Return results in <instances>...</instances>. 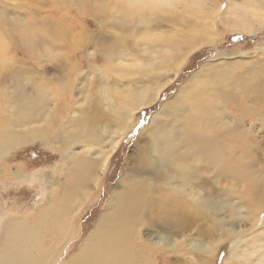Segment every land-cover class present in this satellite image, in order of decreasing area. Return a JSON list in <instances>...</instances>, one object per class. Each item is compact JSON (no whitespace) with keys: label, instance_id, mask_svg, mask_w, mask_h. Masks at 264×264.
<instances>
[{"label":"bare ground","instance_id":"bare-ground-1","mask_svg":"<svg viewBox=\"0 0 264 264\" xmlns=\"http://www.w3.org/2000/svg\"><path fill=\"white\" fill-rule=\"evenodd\" d=\"M223 1L58 2L117 29L74 33L77 25H65L62 15L59 26L49 15H26L20 0H0V185L38 180L46 192L33 217L0 207V264H56L73 247L77 218L98 199L128 128L194 50L221 40L216 24L247 35L264 29V0H225V8ZM233 63L202 64L154 113L98 223L66 264H150L160 250L210 264L228 240V264H264V226L248 241L242 235L264 213V162L252 170L247 155L259 153L246 151L251 134L264 141L255 124L264 125L262 104L248 102L254 93L263 103L264 93L238 76L240 60ZM183 105L190 112L181 119ZM243 110L256 120L246 123ZM33 143L59 154L56 167L36 175L6 164Z\"/></svg>","mask_w":264,"mask_h":264},{"label":"rangeland","instance_id":"rangeland-1","mask_svg":"<svg viewBox=\"0 0 264 264\" xmlns=\"http://www.w3.org/2000/svg\"><path fill=\"white\" fill-rule=\"evenodd\" d=\"M20 1V9H24L23 11L26 13V15L29 16L31 15V13H29L28 9L36 12V14L38 15V17L36 18L37 20L39 19L41 14L49 15L51 18H54V22H57V24L60 26L61 24H63V22L60 21L59 18L62 15L66 22L65 25H77L70 27L71 31L74 33H78V28L83 27L87 32H103L105 28H109V31L117 30L112 26V23H114L113 20L108 19L101 22L99 21V16L93 11L79 14V10L76 9V7L66 9V6H59L57 3L63 2V0ZM15 2L16 0H11V3L13 5H15ZM39 3H42V6L41 4L39 5ZM226 5L227 2L224 0L223 8H225ZM42 7H45V9ZM66 11L70 12V14H67ZM53 14L56 16H53ZM215 29L218 32L217 34L221 40L217 41L216 44L214 43L206 45L194 50L190 54L189 59H187V61L185 62L175 81L170 86H168L165 91H163L157 103L153 106L142 109L141 112L138 113L136 119L133 121V123L123 136L120 147L110 161L109 167L104 177L103 186L100 185L101 193L98 196V199L96 198V200L88 202L87 207L83 209L82 213L77 218L75 230L76 233H78L73 243H71L73 247L70 250L65 249L56 264H66L69 256L73 255L79 250L80 246L83 244L84 239L90 233V231L95 228L100 215L102 214V212H104L105 205L107 204V201L111 196L109 194L110 190L112 186L117 182V180L123 175V170L127 163V157L129 156V153L134 146L138 136L141 134L143 129L146 128L148 124H150L154 113L159 109V107L168 98L175 95L179 87L183 85L187 81V79L200 68L202 64H216L221 61H225L227 63L234 62L233 64H235L236 61L240 60L242 66L241 68H238V76L245 75L243 77L247 81L254 84L255 86H259V90H257V92L262 90V93H264V54L260 53L262 52V50L264 51V29L255 35H247L242 32H229L228 30L224 29L221 24H216ZM73 41L74 40H72L71 43H73ZM67 43L70 42L67 41ZM60 46H62V44ZM142 47H144V45H142ZM131 48L136 47L131 46ZM79 55H81V52L79 53ZM16 57L20 59L18 54L16 55ZM81 58L80 60H82ZM257 69H259V71L256 75V78H251L249 76V73H252L253 70ZM29 72H31L30 68ZM26 73L28 72L26 71ZM259 98H257L256 95L252 93V97L248 102L252 103V105L256 106V108L262 104L261 109H264V102H257ZM252 99L255 101H253ZM227 110L229 111V113ZM227 110L226 112L227 114H229L227 120H230L229 117L232 115V113H230L231 107L229 104L227 105ZM251 111L249 112L247 110H243L242 112H240V114L244 116V121L246 123H251L253 120H256L254 118L255 116L253 117ZM255 124H260V126L264 127V125L259 121ZM249 135L250 133L247 130V132H245V136ZM261 136L262 135L256 137L255 135L251 134V136H249L251 140L249 141V144L246 145V151L253 149L257 152V154L259 153V158H256L255 155H247L252 170H257L258 164H263L264 162V141L261 140L262 138L260 139ZM260 146H262L263 148L261 147L260 149ZM6 160V164H11L12 169H15V165H17L24 171V174L35 173L37 175L43 169H51L56 167L59 161V154H57V152L55 151L45 148L39 143H33L22 149L16 150ZM10 179L11 180H6L5 182H3V184L0 185V196L2 199L0 201V207H2L3 210L13 211L17 214L20 213L19 215H22L24 217H33L35 211H37L40 206L44 205L45 202L46 192L43 189V184H41L38 180H34L30 183L24 180L20 182L13 181L12 178ZM261 216L262 220L257 224L256 227H254V229H249L242 234L245 241L249 240L250 232L252 233L253 230H258L259 228H261V226H264V213H262ZM239 237L242 236L240 235ZM229 241L230 240L221 244L220 249L217 250L210 264H228L227 259L229 256L230 248L233 244ZM199 258L200 257L198 255L194 254L185 257L182 255V252L180 253L179 251L172 252L169 250H160L153 256H151L150 264H191V259H193V261H197L199 260Z\"/></svg>","mask_w":264,"mask_h":264},{"label":"snow or ice","instance_id":"snow-or-ice-1","mask_svg":"<svg viewBox=\"0 0 264 264\" xmlns=\"http://www.w3.org/2000/svg\"><path fill=\"white\" fill-rule=\"evenodd\" d=\"M176 112H177L178 118L182 119L185 113L190 112V108L188 105L178 106L176 108Z\"/></svg>","mask_w":264,"mask_h":264}]
</instances>
